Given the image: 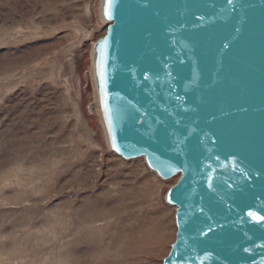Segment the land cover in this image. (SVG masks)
<instances>
[{"label":"water","instance_id":"1","mask_svg":"<svg viewBox=\"0 0 264 264\" xmlns=\"http://www.w3.org/2000/svg\"><path fill=\"white\" fill-rule=\"evenodd\" d=\"M106 4L91 62L109 147L178 175L160 264H264V0Z\"/></svg>","mask_w":264,"mask_h":264},{"label":"rangeland","instance_id":"2","mask_svg":"<svg viewBox=\"0 0 264 264\" xmlns=\"http://www.w3.org/2000/svg\"><path fill=\"white\" fill-rule=\"evenodd\" d=\"M100 2L0 0V264H160L174 239L176 178L113 152L96 108Z\"/></svg>","mask_w":264,"mask_h":264},{"label":"bare ground","instance_id":"3","mask_svg":"<svg viewBox=\"0 0 264 264\" xmlns=\"http://www.w3.org/2000/svg\"><path fill=\"white\" fill-rule=\"evenodd\" d=\"M77 39H78V38H77ZM77 39H76L75 41H73V43H72V44H73V47L76 46L78 43H80V40H77ZM72 44H71V45H72ZM91 73H92V79H93V71H92V68H91ZM96 108H97V110L99 111L98 101L96 102ZM82 125H83V128H84L86 131H90L89 128H88V124L83 123ZM93 133H94V132H93ZM106 139H107V134H106ZM107 141H108V139H107ZM142 159H144V158L142 157ZM132 160H139V158H136V159L133 158ZM171 178H172L173 180H174V178H176V180H177L178 175L173 176V177H171ZM171 178H170V179H171ZM172 179H171V180H172ZM174 212H175V209H174Z\"/></svg>","mask_w":264,"mask_h":264},{"label":"snow or ice","instance_id":"4","mask_svg":"<svg viewBox=\"0 0 264 264\" xmlns=\"http://www.w3.org/2000/svg\"><path fill=\"white\" fill-rule=\"evenodd\" d=\"M110 6H111V0H107L106 10H105V14H106V15H109L107 9H108ZM109 18H111L110 15H109ZM101 67H102V65H101ZM100 75H101V77H103V72H102V71H101ZM113 146L115 147V145H113ZM117 150H119V149H117ZM260 219H264V217H260Z\"/></svg>","mask_w":264,"mask_h":264}]
</instances>
